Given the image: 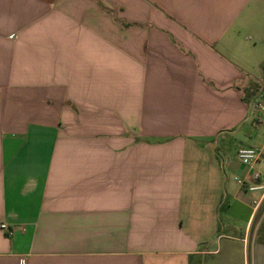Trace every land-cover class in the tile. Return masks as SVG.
Here are the masks:
<instances>
[{
    "label": "crops",
    "instance_id": "obj_1",
    "mask_svg": "<svg viewBox=\"0 0 264 264\" xmlns=\"http://www.w3.org/2000/svg\"><path fill=\"white\" fill-rule=\"evenodd\" d=\"M263 62L264 0H0V264H264Z\"/></svg>",
    "mask_w": 264,
    "mask_h": 264
},
{
    "label": "built area",
    "instance_id": "obj_2",
    "mask_svg": "<svg viewBox=\"0 0 264 264\" xmlns=\"http://www.w3.org/2000/svg\"><path fill=\"white\" fill-rule=\"evenodd\" d=\"M247 109V119L253 124L261 125L264 127V75L256 81L255 89L248 96L246 102ZM264 134V133H263ZM237 159L239 162L246 166L252 167V165L257 161L259 157V151L253 147H242L238 149L236 153ZM252 178L255 181H260L252 186H248L249 191H262L264 193V182L259 173L255 172L252 175ZM237 183L240 186L244 185V181L237 180ZM0 229L7 235L10 236L13 230L8 227L6 224H1Z\"/></svg>",
    "mask_w": 264,
    "mask_h": 264
},
{
    "label": "rangeland",
    "instance_id": "obj_3",
    "mask_svg": "<svg viewBox=\"0 0 264 264\" xmlns=\"http://www.w3.org/2000/svg\"><path fill=\"white\" fill-rule=\"evenodd\" d=\"M264 65V62L262 63ZM257 127V126H255ZM257 136H255V138H253V144H251V146L255 147L258 151L259 149L262 150V156H259V166L257 168V170L259 172H261L262 176L264 177V127L263 126H259V129H257ZM229 151H232L233 147L231 145L228 146ZM255 196L259 195V191L258 192H253ZM260 218V219H259ZM259 219V220H258ZM255 224H257L259 231L261 233L264 232V200L262 202V205L260 207V209L257 212V217L255 219ZM262 239H264V236H261Z\"/></svg>",
    "mask_w": 264,
    "mask_h": 264
}]
</instances>
